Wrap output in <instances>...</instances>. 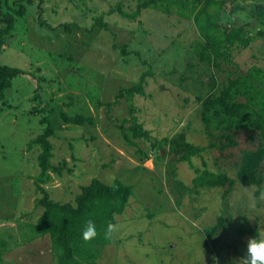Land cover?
Here are the masks:
<instances>
[{
	"label": "rangeland",
	"instance_id": "obj_1",
	"mask_svg": "<svg viewBox=\"0 0 264 264\" xmlns=\"http://www.w3.org/2000/svg\"><path fill=\"white\" fill-rule=\"evenodd\" d=\"M16 1L0 0V29L6 27L1 12L15 19L12 33L3 37L0 65L24 71L0 100V262H52L49 236L30 237L28 230L42 213L36 204L42 193L34 183L40 147L29 142L51 125L50 163L59 170H49L42 184L51 199L72 202L80 186L93 178L107 183L119 179L132 187L99 264H235L245 254L246 240L264 233V160L258 197L256 186L238 181L193 190L192 180L196 168L235 179L241 156L264 147V135L237 130L231 133L234 142L219 141V133L211 135L213 130L204 125L197 97L252 65L264 70V36L234 49L230 62L216 68L171 45L194 41L197 35L176 13L146 8L129 19L109 9L120 3L131 14L137 0H43L40 5L37 0L23 3L25 12L19 16ZM231 1L227 12L235 6ZM237 2L242 10L231 15V22L244 25L249 35L264 30L258 16L259 5L264 12V0ZM102 12L109 30L90 26L92 16ZM65 22H70L69 31ZM140 81L144 95L103 105ZM130 105L150 134L147 140H136V146L127 145L119 129L129 125L124 120L132 115ZM61 112L85 115L93 123L66 124ZM165 138L203 150L191 163L181 162L177 158L182 151L172 152ZM217 139L220 146L209 147ZM179 182L190 193L180 189ZM221 215L223 227L208 239L205 231Z\"/></svg>",
	"mask_w": 264,
	"mask_h": 264
},
{
	"label": "trees",
	"instance_id": "obj_2",
	"mask_svg": "<svg viewBox=\"0 0 264 264\" xmlns=\"http://www.w3.org/2000/svg\"><path fill=\"white\" fill-rule=\"evenodd\" d=\"M35 1L37 0H17L16 2L21 9L18 7L14 11L22 16L25 12L23 3L32 5ZM39 1L38 5L43 2V0ZM230 1L137 0L135 9L131 14L125 11L120 3L109 9L108 13L116 12L120 17L129 19H134L146 8L158 10L167 15L176 13L180 18L190 22L197 35L194 41L178 40V43L172 42L171 45L185 50V53L193 56L198 62L212 63L218 68L223 65V62H230L231 51L238 47H246L252 39L264 36V30H258L256 34L249 35L244 25L236 26L235 23L231 22V15L237 10H242V5L234 0L235 6L227 12L226 5ZM259 9L261 11L258 16L261 22L264 23L263 6L259 5ZM89 10L87 8L84 11L86 13ZM104 15V12H102L98 16H92L90 26L93 29L109 30L108 24L102 18ZM1 18V22L6 23V27L0 29V49L3 45V37L12 33L15 23L14 16L10 12H1ZM63 25L69 31L67 25H70V22H65ZM124 52V47H121L120 54ZM23 72L19 68L0 65V100L3 98L4 90L11 86L12 79L23 74ZM141 78L144 79V76ZM260 86H264V70L261 67L252 65L246 72H239L234 76L229 75L216 88L212 84L210 93L198 96L199 113L204 125L213 130L211 135L214 132L219 133V141H224L227 138L228 142L231 143L234 142L231 133L237 130H255L264 135V91L260 90ZM133 87L119 90L113 102H107L103 105L110 107L117 104L118 98H125L131 102L135 94H145L141 81L139 85ZM131 110V117L124 120L125 122L128 121L129 125L124 126V124H121L119 129L122 140L127 145L136 146V140H147L150 134L143 128L137 116L133 113L132 105H130ZM60 117L66 124L84 125L93 123L92 118L82 114L68 116L61 112ZM46 126L40 135L29 142L30 146L38 145L40 147V153L37 156L40 172L34 178V183L36 189L42 193V196L36 199V204L42 207V213L38 218V223L30 228L28 227L30 237L46 234L49 236L52 250V262L50 264H99L98 260L107 246L111 244L112 232L110 235H106L107 225H115L117 222L116 216L124 212L132 195V187L119 179L107 183L98 178H93L88 184L80 186V191L74 196L72 202L62 203L51 199L42 184L48 175L47 172L49 170L58 171L59 167L50 163L53 156V145L49 138L54 135V129L51 125ZM218 139L217 141L212 140L209 147H219ZM165 142L170 145L172 152L182 151L180 157L177 158L181 162L191 163V157L201 155L203 150L184 140L168 141L166 139ZM221 146L228 147L223 144ZM263 160V146L246 150L241 156L235 179L224 172L196 168V175L192 180V189L222 187L225 184L232 185L235 181H238L244 186H256L258 189L255 191V196L258 197L262 183L259 166ZM178 185L180 189L190 193L189 187L180 182ZM89 217L94 220L97 232L94 236L85 239L82 236L81 229ZM224 220V216L221 215L217 219V223L212 226V229L205 231L208 239L213 237L218 230H221L219 228L223 227ZM255 235H257V232H255Z\"/></svg>",
	"mask_w": 264,
	"mask_h": 264
},
{
	"label": "clouds",
	"instance_id": "obj_3",
	"mask_svg": "<svg viewBox=\"0 0 264 264\" xmlns=\"http://www.w3.org/2000/svg\"><path fill=\"white\" fill-rule=\"evenodd\" d=\"M115 225L108 224L106 235H110ZM97 232V227L94 220L89 217L84 222L81 233L87 239L94 236ZM235 264H264V233L259 235V238L250 237L245 242V254L236 259Z\"/></svg>",
	"mask_w": 264,
	"mask_h": 264
}]
</instances>
